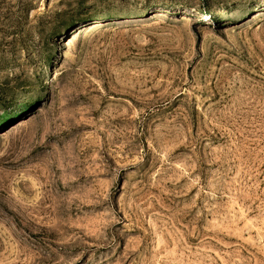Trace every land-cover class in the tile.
<instances>
[{
	"label": "rangeland",
	"instance_id": "1",
	"mask_svg": "<svg viewBox=\"0 0 264 264\" xmlns=\"http://www.w3.org/2000/svg\"><path fill=\"white\" fill-rule=\"evenodd\" d=\"M0 264H264V0H0Z\"/></svg>",
	"mask_w": 264,
	"mask_h": 264
},
{
	"label": "trees",
	"instance_id": "2",
	"mask_svg": "<svg viewBox=\"0 0 264 264\" xmlns=\"http://www.w3.org/2000/svg\"><path fill=\"white\" fill-rule=\"evenodd\" d=\"M10 118L11 117L6 113H4L2 116H0V129H1V127L7 126L10 123V121H11Z\"/></svg>",
	"mask_w": 264,
	"mask_h": 264
}]
</instances>
